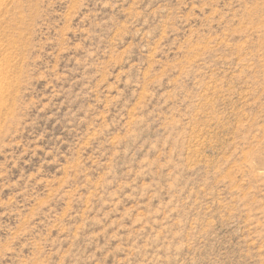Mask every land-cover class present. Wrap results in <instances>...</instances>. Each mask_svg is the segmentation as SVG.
Returning a JSON list of instances; mask_svg holds the SVG:
<instances>
[{"label":"rangeland","instance_id":"374dc122","mask_svg":"<svg viewBox=\"0 0 264 264\" xmlns=\"http://www.w3.org/2000/svg\"><path fill=\"white\" fill-rule=\"evenodd\" d=\"M0 264H264V0H0Z\"/></svg>","mask_w":264,"mask_h":264}]
</instances>
